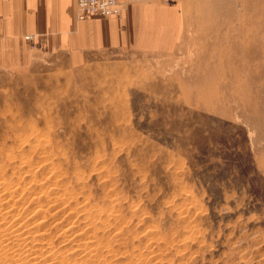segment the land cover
<instances>
[{"label":"rangeland","instance_id":"rangeland-1","mask_svg":"<svg viewBox=\"0 0 264 264\" xmlns=\"http://www.w3.org/2000/svg\"><path fill=\"white\" fill-rule=\"evenodd\" d=\"M227 1L164 0L168 53L0 71V264H264V0Z\"/></svg>","mask_w":264,"mask_h":264},{"label":"crops","instance_id":"crops-1","mask_svg":"<svg viewBox=\"0 0 264 264\" xmlns=\"http://www.w3.org/2000/svg\"><path fill=\"white\" fill-rule=\"evenodd\" d=\"M118 1L122 9L116 16L78 21L76 0H0V71L25 69L32 52L61 55L75 70L125 50L175 49L183 21L175 3Z\"/></svg>","mask_w":264,"mask_h":264},{"label":"built area","instance_id":"built-area-1","mask_svg":"<svg viewBox=\"0 0 264 264\" xmlns=\"http://www.w3.org/2000/svg\"><path fill=\"white\" fill-rule=\"evenodd\" d=\"M138 0H127V2H136ZM78 21H85L91 17H110L117 15L121 9L122 4L118 0H76ZM31 37H26V41L31 47L34 43L31 42Z\"/></svg>","mask_w":264,"mask_h":264},{"label":"bare ground","instance_id":"bare-ground-1","mask_svg":"<svg viewBox=\"0 0 264 264\" xmlns=\"http://www.w3.org/2000/svg\"><path fill=\"white\" fill-rule=\"evenodd\" d=\"M246 2L244 3V1H243V3H241L242 2V0H236V2H235V4H236V8L238 9L237 11H235V13L238 15V16H241L242 14H241V9H242V6H245V9L247 8V7H249V6H251L252 5V8L253 9H255L256 8V5H257V2H258V0H245ZM232 2V0H228L227 1V3L228 4H232L231 3ZM243 4V5H242ZM256 12H257V10H256ZM76 13H77V7H76ZM229 15H233L232 13H228ZM256 18V17H255ZM256 24V23H255ZM253 27H257V25H252ZM255 43V40L254 41H252V43ZM252 45V44H251ZM244 49V47L242 48L241 47V49L240 50H243ZM249 50L251 49V53H253V54H257L258 53V49L256 48V45L255 44H253V47H250V48H248ZM46 83V82H45ZM4 208V207H3ZM2 208V209H3ZM1 209V211H3ZM8 212H10V211H8ZM8 212H7V215H8ZM6 214V213H5ZM5 216V215H4ZM18 220V219H17ZM19 222V221H18ZM21 222V221H20ZM35 223V222H34ZM33 224V223H32ZM16 226V225H15ZM13 226H11V228H12ZM21 227V226H20ZM9 228V227H8ZM8 228L6 229V230H8ZM11 228L9 229V230H11ZM22 228V227H21ZM1 229V228H0ZM5 230V231H6ZM8 230V231H9ZM17 230V232L19 231L20 232V229H16ZM22 230V229H21ZM1 231V230H0ZM4 230H2L1 231V233L3 232ZM39 231V230H38ZM10 232V231H9ZM14 232V231H13ZM12 232V233H13ZM16 232V231H15ZM14 232V233H15ZM25 233V232H24ZM24 233H20L21 234V237H22V235L24 234ZM5 234V233H4ZM8 234V233H7ZM9 234H11V232L9 233ZM27 234H28V232H27ZM19 235V234H18ZM25 235V234H24ZM3 236H5V235H3ZM0 237H2V234H1V236ZM8 237V236H7ZM7 237H6V239H7ZM11 237V236H10ZM25 237V236H24ZM26 237H27V235H26ZM83 237V236H82ZM12 239H13V236L11 237ZM23 238V237H22ZM30 238V237H29ZM41 238V237H40ZM1 239V238H0ZM2 239H3V237H2ZM6 239L4 240L5 242H6ZM26 239V238H25ZM87 239V238H86ZM11 240V239H10ZM21 240V239H20ZM26 240H28V238L26 239ZM81 240V239H80ZM1 241V240H0ZM4 241H3V243H4ZM17 241H19L18 239H17ZM17 241H15L16 243H17ZM33 242H34V240H32ZM21 242V241H20ZM24 242H25V240H24ZM93 243V242H92ZM1 244H2V242H1ZM12 244V243H11ZM21 244V243H20ZM91 244V243H90ZM89 243H82V246L83 247H85V249H88L89 248V251H91V245H90ZM3 245V244H2ZM16 245V244H15ZM28 245V244H27ZM31 245V244H30ZM81 245V244H80ZM19 246V245H18ZM21 246V245H20ZM25 246V245H24ZM13 248H14V245H13ZM27 250V249H26ZM25 250V251H26ZM84 250V249H83ZM15 251V250H14ZM24 251V252H25ZM85 251V250H84ZM23 252V253H24ZM27 252V251H26ZM48 252V251H47ZM50 252V251H49ZM86 252V251H85ZM18 253V252H17ZM89 253V252H88ZM108 253V252H107ZM25 254V253H24ZM82 254V253H81ZM14 255V254H13ZM16 255V254H15ZM14 255V256H15ZM29 255H32V254H29ZM34 255V254H33ZM90 255H91V253H90ZM94 255V254H93ZM18 256V255H17ZM28 256V255H27ZM44 256V255H43ZM16 257V256H15ZM26 257V256H25ZM52 258H53V256H51ZM32 258V257H31ZM48 258H50V256H48ZM65 258V257H64ZM36 259H38V258H36ZM35 259V260H36ZM54 259V258H53ZM26 260V259H25ZM46 260V259H45ZM45 260H44V263H45ZM48 260H50V259H48ZM55 260V259H54ZM19 261H20V259H19ZM40 261V260H39ZM51 261V260H50ZM49 261V262H50ZM33 262V261H32ZM48 262V261H47ZM29 263V262H28ZM55 263V262H54ZM38 264H40V263H38Z\"/></svg>","mask_w":264,"mask_h":264}]
</instances>
